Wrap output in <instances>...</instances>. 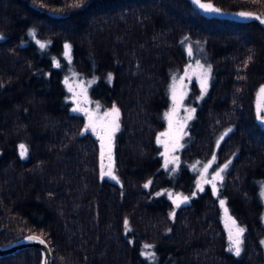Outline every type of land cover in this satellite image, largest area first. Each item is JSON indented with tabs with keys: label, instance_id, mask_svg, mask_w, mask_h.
<instances>
[{
	"label": "trees",
	"instance_id": "16d2710c",
	"mask_svg": "<svg viewBox=\"0 0 264 264\" xmlns=\"http://www.w3.org/2000/svg\"><path fill=\"white\" fill-rule=\"evenodd\" d=\"M204 1L252 16L208 15L193 0H0V245L39 234L52 264H264V0ZM183 35L203 44L212 80L171 170L157 138ZM70 71L119 109V181L102 176L99 139L70 106ZM215 154L213 169L228 167L201 191L195 167ZM176 192L188 202L174 207ZM41 260L34 246L0 256Z\"/></svg>",
	"mask_w": 264,
	"mask_h": 264
},
{
	"label": "rangeland",
	"instance_id": "374dc122",
	"mask_svg": "<svg viewBox=\"0 0 264 264\" xmlns=\"http://www.w3.org/2000/svg\"><path fill=\"white\" fill-rule=\"evenodd\" d=\"M200 3L203 4H211L213 8L219 9V12H209L205 9L199 7L205 14L211 15L215 14L218 16H225L229 18H239L244 19L246 17H242L239 15L242 11H226L221 10L213 3H209L204 0H200ZM245 13H250L246 12ZM252 16V15H251ZM262 23H264V14L255 13V15ZM191 46L192 54H188V48ZM182 48H184L186 54V63L182 66L181 70H176L173 72L170 83L168 84L167 92L169 96V105L165 110V121L162 130L158 133L157 142L161 148L162 157H164L165 163L167 161H172L173 157L178 158L174 162H170L167 164L171 170L175 169L181 159V150L185 147V137L189 122L194 117L195 112H192V109L196 108V102H199L204 95L208 92V88L211 83L212 77V68L207 59L205 49L203 44L198 40L192 39L187 35H183L182 38ZM202 82L206 83V90L205 88L201 87ZM64 85L66 86L70 106L73 109L82 108L87 109L88 113L91 114L93 123L95 124V136L99 139V149H100V166L103 173H108L110 168L112 172V176L103 175L107 178H111L112 180H117L116 172L114 170L115 159H114V144L116 140V133L119 130L113 131V119L114 116L111 114V110L113 106L104 107L99 99L95 98L90 93V81L83 79L77 74L75 71H70L64 78ZM264 86V85H262ZM260 86V89L261 87ZM71 89V90H70ZM260 89L257 93V100H256V109L258 106L264 105V94L260 93ZM175 95V98H174ZM181 97H183L181 99ZM117 108V107H116ZM118 109V108H117ZM75 112V111H74ZM85 117L86 127L89 125V116L83 111H76ZM108 113V115H106ZM168 114V115H166ZM261 115H264V107H261ZM188 116H191V119H187ZM120 115L118 120L116 121L120 125ZM260 120V119H259ZM261 121V120H260ZM264 124V121H261ZM120 128V126H119ZM88 129H91L88 127ZM92 130V129H91ZM162 133H167V135H161ZM178 143L183 145V147H175V151H173V147ZM167 145V150H166ZM216 158V154L214 155ZM213 157L208 160L207 162L197 164L195 167L196 171V181H195V188H197L198 184L202 188L205 183V180L211 181L210 184H216L220 178L213 180V175L215 172L219 171L222 168L221 165H218L217 170L213 169ZM211 162V163H210ZM207 172L204 176H201V172H203L205 165H209ZM115 177L113 179L112 177ZM221 176V175H220ZM262 187L260 190V196L262 198V203L264 206V182H262ZM177 194L182 197H188L184 192H176L171 194V200L173 201ZM176 207V204L173 202ZM183 204V203H182ZM263 223H264V209H263ZM264 241V237L262 238ZM232 243V242H231ZM148 245V244H146ZM264 249V243H263ZM144 255H147L150 258H153L151 250L149 248H145L143 251Z\"/></svg>",
	"mask_w": 264,
	"mask_h": 264
},
{
	"label": "snow or ice",
	"instance_id": "6c2138e0",
	"mask_svg": "<svg viewBox=\"0 0 264 264\" xmlns=\"http://www.w3.org/2000/svg\"><path fill=\"white\" fill-rule=\"evenodd\" d=\"M193 3L198 4L200 8L205 9L206 11H209V12H213V11H214V12H219V11H220L219 9H215V8H213L211 4H203V3H200V0H193ZM239 15L242 16V17H249V16H251L252 14H251V13L241 12V13H239ZM33 34H34V31H33ZM37 43L40 44V47H41V48H44V47L46 46L44 43H40L39 41H37ZM65 48H66V49H70V46L66 44V45H65ZM188 54H189V55L192 54V48H191V46H189V48H188ZM65 55L68 56V55H69V52L66 51V52H65ZM109 78H111V74H109ZM201 87H202V88H205V90H206V83H205V82H202ZM70 90H71V89H70ZM260 93H261V94H264V86L261 87V89H260ZM174 98H175V95H174ZM182 98H183V97H181V99H182ZM261 107H264V105H262V106H258V109H257V118L260 119L261 121H264V115H261ZM73 111H83V112H85L86 114H88V116H89V125H88V127H90L93 131H95V124L93 123L92 116H91V114L88 113V110H87V109H82V108H79V107H78V108H76V109H73ZM191 111L194 112L195 109H192ZM111 114L114 116V119H113V122H112V123H113V129H112V130H113V131L119 130V124L116 122V121L118 120V117H119V109H117L115 106H113V109L111 110ZM106 115H108V113H106ZM166 115H168V114H166ZM191 118H192L191 116H188V117H187V119H191ZM161 135H167V133H162ZM222 138H223V137H221V139H222ZM158 142H161V141H158ZM19 147H20V149H21L20 155H21V157L23 158V157L25 156V154H26L27 149H26L25 145H23V144H21ZM175 147H183V145H180V144L178 143V139H177V144H176V145L173 147V149H172L173 151H175ZM166 150H167V145H166ZM177 159H178V158L173 157L172 161H167V160H166L165 167H167V164H168V163H170V162H174V161L177 160ZM213 160H215V156H213ZM210 163H211V162H210ZM209 166H210V164H209V165H205L203 172H201V176H202V177H203L204 174L207 172V169H208ZM193 167H195V166H193ZM227 167H228V164L226 163V164L223 166V168H220L219 171L215 172V174L213 175V180H216V179H218V178H221V176H220L221 172H223V170L226 169ZM103 175L112 176L111 168H110V170H109L108 173H103V172H102V176H103ZM112 178L115 179L114 176H113ZM204 182H205V183H212L211 181H208V180H205ZM149 183H150V182H149ZM147 186H148V185L145 184V187H147ZM197 186L200 187L199 184H198ZM212 186H213V191L215 192V190H216V186H215V184H213ZM200 190L203 191V188H200ZM194 194H195V193H193V195H194ZM157 195H159V193H157ZM169 196H170V198H171V193H169ZM188 200H189V197H186V196H185V197H182V198H181V196H180L179 194H177V196H176V198L173 200V202L176 204L177 207H179L180 204H182V203H186V202H188ZM220 203H221V205H223V204H224V201L221 200ZM225 211H227V209H225ZM170 215H172V214H170ZM232 223L235 225V223H236L235 220H233ZM125 224H127V220L125 221ZM244 231H245L244 228H242V227H237V228H236V232H235V236L233 237V236L231 235V233H230V236H229V239L232 241V245H233V247H232L230 250L233 251L234 254H235L237 257H239V256L241 255V252H242V247H241V245H242V239H241V237H242ZM27 239L30 240V241H31V240H37L40 244H44V243H45V241H44L43 239H41L40 237H37V236H28ZM262 243H264V241H262ZM144 247H145V248H151V247H153V246H152V245H145ZM150 255H153V256H154V254H150Z\"/></svg>",
	"mask_w": 264,
	"mask_h": 264
},
{
	"label": "water",
	"instance_id": "95a60500",
	"mask_svg": "<svg viewBox=\"0 0 264 264\" xmlns=\"http://www.w3.org/2000/svg\"><path fill=\"white\" fill-rule=\"evenodd\" d=\"M28 236H37L45 241L44 244H40L37 240H28ZM29 246H34L41 251V263L40 264H52V251L49 243L39 234H26L25 236L15 239L5 244L0 245V256H5L6 254L15 253L16 251L25 249Z\"/></svg>",
	"mask_w": 264,
	"mask_h": 264
}]
</instances>
